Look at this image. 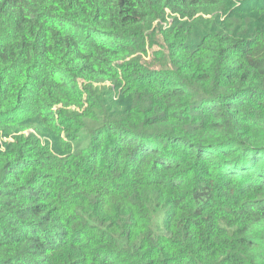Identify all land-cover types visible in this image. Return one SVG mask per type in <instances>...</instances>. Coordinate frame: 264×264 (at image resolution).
<instances>
[{
  "label": "trees",
  "instance_id": "1",
  "mask_svg": "<svg viewBox=\"0 0 264 264\" xmlns=\"http://www.w3.org/2000/svg\"><path fill=\"white\" fill-rule=\"evenodd\" d=\"M0 264H264V0H0Z\"/></svg>",
  "mask_w": 264,
  "mask_h": 264
},
{
  "label": "rangeland",
  "instance_id": "2",
  "mask_svg": "<svg viewBox=\"0 0 264 264\" xmlns=\"http://www.w3.org/2000/svg\"><path fill=\"white\" fill-rule=\"evenodd\" d=\"M154 219H155L156 221H159V220H160L159 213H155V215H154Z\"/></svg>",
  "mask_w": 264,
  "mask_h": 264
}]
</instances>
